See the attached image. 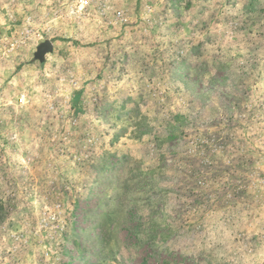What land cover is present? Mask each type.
I'll list each match as a JSON object with an SVG mask.
<instances>
[{"label": "rangeland", "instance_id": "obj_1", "mask_svg": "<svg viewBox=\"0 0 264 264\" xmlns=\"http://www.w3.org/2000/svg\"><path fill=\"white\" fill-rule=\"evenodd\" d=\"M0 264H264V0H0Z\"/></svg>", "mask_w": 264, "mask_h": 264}, {"label": "water", "instance_id": "obj_2", "mask_svg": "<svg viewBox=\"0 0 264 264\" xmlns=\"http://www.w3.org/2000/svg\"><path fill=\"white\" fill-rule=\"evenodd\" d=\"M53 51V43L50 40L41 42L34 52V58L40 62L45 60V55Z\"/></svg>", "mask_w": 264, "mask_h": 264}]
</instances>
